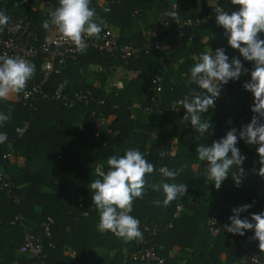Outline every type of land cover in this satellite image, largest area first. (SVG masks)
I'll use <instances>...</instances> for the list:
<instances>
[{"label":"trees","instance_id":"trees-1","mask_svg":"<svg viewBox=\"0 0 264 264\" xmlns=\"http://www.w3.org/2000/svg\"><path fill=\"white\" fill-rule=\"evenodd\" d=\"M44 1L49 3V8L37 7L35 0H0V11L23 16L38 42H42L50 30L44 29L42 22L59 6V0ZM109 1L107 12L96 7L95 0H91L90 6L96 9L98 18L119 29L121 42L137 46L143 42V30L157 21H167L168 29H175V21L165 15L172 10L171 4L177 5L181 20L207 18L208 22L189 28L190 42L186 39L179 42L173 31L168 50L141 53L127 60L101 56L97 50L89 49L68 60L45 87V91L52 92L54 84L68 81L72 85L67 89L69 96L74 90H82L103 98L105 103L101 106L76 100L65 106L60 100L37 96L34 107L29 109L19 100H0V112L7 114L11 109V119L0 126V132L8 136L0 144V172L12 184L10 188L0 187V264L34 261L17 252L24 239L20 221L35 234L42 233L44 225H48L50 236L42 249L45 264H139L128 257L139 240L125 242L111 232L99 230L100 217L89 188L97 178L94 174L97 164H105L108 156H121L130 148L144 153L155 169L152 174H146V191L142 199L134 200L130 214L139 220V228L147 239L150 236L144 230L146 226L161 227L151 239L156 252L165 258V264H239L255 253L264 264V251L259 249V241L252 239L254 229L246 230L243 236L232 234L230 240L231 235L225 232L213 233L208 223L215 211L220 222L230 224L232 209L244 204L252 206L240 214L241 218L251 221L252 213L264 212V177L259 175L258 145L239 140L237 147L246 157L241 165L245 174L236 186L230 173L218 190L204 177L206 162L200 161L195 151L198 144L210 145L233 127L238 132L241 119L247 117L250 122L254 115L253 94L243 87L251 79L254 65L228 45L224 29L215 20L217 4L228 12L239 6L232 5L231 0ZM221 47L229 61L239 58L248 72L221 86L232 92L231 98L215 101V107L202 114V120H211L213 127L197 140L199 133L190 120L183 119L186 109L177 104L175 111L171 105L192 89L203 91L190 79V70L197 62L193 57ZM42 60L39 57L32 62L35 75L30 81L41 77ZM88 64L103 68L101 86L116 68L134 72L135 76L109 91L88 88L79 80L80 69ZM154 76L161 78L163 90L159 104L149 112L148 108L154 105L148 84ZM93 111L105 118L113 117L97 136L94 132L99 115L92 114ZM162 151L166 153L164 156L160 155ZM5 154L9 157L4 158ZM184 165L175 180H168L158 171L163 166L173 170ZM233 171L237 169L234 167ZM163 182L184 183L188 186L187 194L164 206L163 190L157 192L151 187ZM156 200L161 203L154 204Z\"/></svg>","mask_w":264,"mask_h":264},{"label":"clouds","instance_id":"clouds-1","mask_svg":"<svg viewBox=\"0 0 264 264\" xmlns=\"http://www.w3.org/2000/svg\"><path fill=\"white\" fill-rule=\"evenodd\" d=\"M232 5L239 6L231 12L221 7L215 8V20L218 26L224 29L228 45L239 51L244 60L252 62L251 79L243 87L253 94L254 101L251 110L254 115L251 121L242 125L239 133L235 127L227 131L225 136L210 145L198 144L195 151L198 159L206 162L204 177L214 184L218 190L222 182L231 173L236 186L241 183L244 169L241 167L245 156L237 147L239 140L249 145H258L256 152L259 155V175L264 177V0H231ZM91 0H59V6L49 12V19L42 22L44 29L50 26L58 28L62 37L75 46V51L84 53L86 50V37H99L103 21H97L96 9L91 7ZM105 12L110 9L105 8ZM177 25L182 24L177 5L173 10L165 13ZM9 22L5 12L0 11V31ZM190 70V79L200 90L192 89L176 104L186 109L183 116L199 133L197 140L212 130L211 120H202V114L215 107V99L221 93V86L229 81L238 80L248 69L241 60L233 57L229 61L224 48L203 51ZM35 75V65L21 56H0V100H7L13 93L19 94L27 87V82ZM11 119V109L5 114L0 112V126ZM7 133L0 132V144L7 141ZM166 153L161 152L164 156ZM186 165L173 170L163 171L168 180L175 178L184 170ZM237 171H233V168ZM154 165L148 162L144 153L139 149H128L121 155H111L105 164H97L94 179L89 188L92 201L99 213L101 232H111L115 237L125 242L142 240L143 233L139 228V220L130 213L133 211L135 199H142L146 191V174L154 172ZM152 189L165 194L162 201L168 206L178 197L187 194V185L184 183L152 184ZM159 205L161 201H153ZM252 205L244 204L232 209L233 215L229 217L230 224L223 227L230 233L245 235L246 230L254 229L252 239L259 241V249L264 251V212L252 213L251 221L241 218V213L247 211ZM254 221V223L252 222Z\"/></svg>","mask_w":264,"mask_h":264},{"label":"built area","instance_id":"built-area-1","mask_svg":"<svg viewBox=\"0 0 264 264\" xmlns=\"http://www.w3.org/2000/svg\"><path fill=\"white\" fill-rule=\"evenodd\" d=\"M113 2H120V0H111ZM221 0H217V3ZM42 3L49 7L47 1L42 0ZM176 6L171 4L172 10ZM217 7H220L217 4ZM9 22L4 26L3 30L0 31V56H21L29 62H33L35 59L42 57V63L40 66L41 77L32 81L27 82L26 89L18 95V100L21 101L29 109L34 107L36 97L41 99H53L60 100L65 106H71L76 100L81 103H97L101 106L105 103V100L101 97L88 94L82 90H74L72 96L67 94V89L72 85L68 81H61L52 86V92L45 91V87L48 80L53 74H58L62 70L63 66L70 59H74L79 52L75 51V46L72 42L66 41L58 28L50 26L49 33L42 42H38L36 33L31 30L28 26V22L23 16H16L13 14L7 15ZM208 19H195L186 17L182 20L181 25H177L174 22L175 29L173 30L176 34V40L182 42L186 39V42L191 41L189 35V28L197 24L207 23ZM168 29V22L164 20L157 21L151 28L145 29L142 32L143 42L140 46L133 44L132 42H121L119 36L109 29H104L100 32L99 37H86V50L95 49L101 56L114 57L119 56L120 58L127 60L132 57H136L141 53H152L155 51L168 50L173 42L171 37L172 32ZM73 90V89H72ZM148 90L151 93V102L154 106H150L148 111H152L155 106L159 104L158 99L162 94L161 78L154 76L149 84ZM232 92L229 89H221L217 100H229ZM186 96V95H185ZM184 96V97H185ZM183 97V98H184ZM242 107V106H240ZM171 109L177 111L178 105L172 104ZM99 111V110H98ZM93 111L92 114H98L97 123L95 125L94 136L98 135V131L105 128L108 118L102 117L100 112ZM240 123L246 125L249 123L247 117L241 119ZM242 125L239 127L241 129ZM20 131V129H18ZM4 158H8L9 154H5ZM167 170L166 167H160L158 169L160 174ZM12 186L11 181L0 172V187L10 188ZM180 209V206H178ZM17 218L21 219L20 216ZM210 230L215 233L218 230L231 235L230 240H233V233L228 232L223 226L224 224L219 221L217 213L214 211L208 221ZM20 225L24 230L23 244L18 248L17 252L26 254L29 258H33L32 264H45V254L42 252L46 238L50 236L49 227L47 224L44 225V231L40 234H35L20 221ZM170 226V225H169ZM144 230L148 233L150 238L143 237L139 240V244L136 245L133 252L128 254V257L139 264H165V258L160 256L156 250L155 245L152 244L151 236L156 235L161 231L159 225L146 226ZM254 260V264H261L258 255L255 253L251 256Z\"/></svg>","mask_w":264,"mask_h":264},{"label":"crops","instance_id":"crops-1","mask_svg":"<svg viewBox=\"0 0 264 264\" xmlns=\"http://www.w3.org/2000/svg\"><path fill=\"white\" fill-rule=\"evenodd\" d=\"M35 3L37 7L43 9L49 8L42 3V0H35ZM95 6L104 11L105 8L109 9L110 1L95 0ZM97 21L99 22L103 20L97 17ZM101 27L103 29H109L113 31L115 34L119 35V29L110 24H107L105 21H103ZM102 71L103 68L99 65H94V64L85 65L80 69L81 78L79 80L82 81L85 85H87L88 88L101 87L104 90L109 91L112 87H118V88L121 87L124 79L133 78L135 76L134 72H127L121 68H116L114 71L111 72L110 75L107 76L105 83H103L101 86L99 79ZM13 95L14 93L11 94L8 99H13ZM183 256L186 257L185 255ZM239 264H252V259L251 257H246L245 260Z\"/></svg>","mask_w":264,"mask_h":264},{"label":"rangeland","instance_id":"rangeland-1","mask_svg":"<svg viewBox=\"0 0 264 264\" xmlns=\"http://www.w3.org/2000/svg\"><path fill=\"white\" fill-rule=\"evenodd\" d=\"M10 100H18V96L14 93L13 99H10ZM112 119H113L112 116L110 118H108L107 123H109ZM252 262H254V260H252Z\"/></svg>","mask_w":264,"mask_h":264}]
</instances>
